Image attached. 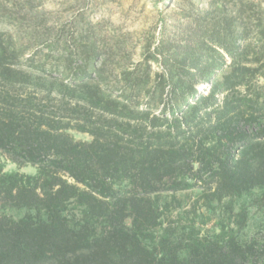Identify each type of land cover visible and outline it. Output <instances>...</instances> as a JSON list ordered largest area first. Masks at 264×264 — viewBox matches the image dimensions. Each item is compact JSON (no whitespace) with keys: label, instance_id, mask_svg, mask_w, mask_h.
I'll use <instances>...</instances> for the list:
<instances>
[{"label":"trees","instance_id":"16d2710c","mask_svg":"<svg viewBox=\"0 0 264 264\" xmlns=\"http://www.w3.org/2000/svg\"><path fill=\"white\" fill-rule=\"evenodd\" d=\"M244 14L211 0L112 80L94 41L0 30V264H264V20Z\"/></svg>","mask_w":264,"mask_h":264},{"label":"rangeland","instance_id":"374dc122","mask_svg":"<svg viewBox=\"0 0 264 264\" xmlns=\"http://www.w3.org/2000/svg\"><path fill=\"white\" fill-rule=\"evenodd\" d=\"M227 11L244 6L245 17L264 20V0H222ZM211 0H0V30L20 42L40 47L59 40L61 46L86 48L96 42L107 59L104 78L112 80L118 66L142 59L162 38H183L188 21L210 7ZM254 16V17H253ZM44 48V47H43ZM63 48V47H62ZM70 52V51H69ZM68 52V53H69ZM63 51L54 52L57 58ZM70 54V53H69ZM77 60L78 56L71 57ZM75 63V62H74ZM160 68L153 62V69ZM56 76L60 73L55 72ZM78 137H83L76 134ZM15 168L8 163L7 169ZM22 171L35 173L26 166Z\"/></svg>","mask_w":264,"mask_h":264}]
</instances>
